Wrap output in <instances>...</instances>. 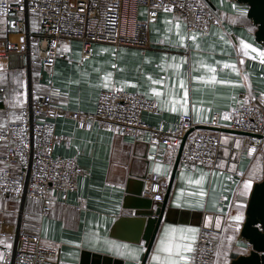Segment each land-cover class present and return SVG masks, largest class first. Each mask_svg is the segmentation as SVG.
Segmentation results:
<instances>
[{
	"label": "crops",
	"instance_id": "0c3cea01",
	"mask_svg": "<svg viewBox=\"0 0 264 264\" xmlns=\"http://www.w3.org/2000/svg\"><path fill=\"white\" fill-rule=\"evenodd\" d=\"M202 1L220 20V26L205 33L188 32L183 21L159 13L149 24L147 51L93 45L90 58L84 60L80 44L71 42L60 47L50 74L33 68L30 84L23 71L0 70V130L9 123L6 105L13 110L12 121L18 119L29 85L38 94L49 95L57 107L85 113L95 110L101 91L140 94L158 108L155 115L144 114L143 121L164 131L183 115H190L205 131L200 128L213 114L229 112L241 91L264 97V50L254 40L247 7L237 0ZM137 17L144 20L146 10L139 9ZM0 21V45L15 41ZM55 133L68 137L70 144L56 146L53 155L74 160L83 173L65 201L49 193L47 215L41 201L0 198V233L5 232L0 245L9 248L16 234H22L43 245H59L57 259L44 264H142L144 243L133 239L130 227L116 226L127 195L118 184L122 169L112 163L123 144L135 142L128 136L118 142L114 132L97 126L79 129L65 119L55 121ZM246 139L220 132L212 169L196 166L191 171L179 161L166 205L177 211L176 220L161 222L144 264H189L201 227L211 229L219 244L212 264H230L249 254L240 230L253 186L264 176V164L262 158L252 161V156L244 155ZM140 143H148V137ZM142 151L148 165L137 161L136 172L147 170L146 178L166 176L168 183L177 154L156 162L161 146L148 143L147 149L136 148V153ZM145 179L141 197L152 200Z\"/></svg>",
	"mask_w": 264,
	"mask_h": 264
},
{
	"label": "built area",
	"instance_id": "2783aa9c",
	"mask_svg": "<svg viewBox=\"0 0 264 264\" xmlns=\"http://www.w3.org/2000/svg\"><path fill=\"white\" fill-rule=\"evenodd\" d=\"M139 9L146 10L138 20ZM159 13L183 21L188 32L205 33L220 26V20L202 0H0V20L6 34L15 41L0 45V70L23 71L30 84L35 66L46 74L54 67L62 45L80 44L81 58L91 56L93 45L113 48L150 49L149 24ZM27 100L12 121L13 110L5 107L9 122L0 130V198L44 203L49 212V193L65 201L75 189L82 169L72 159L53 155L70 139L57 136L55 121L65 119L79 129L93 126L107 129L134 142L148 137V143L161 146L156 162L170 160L188 133L180 163L191 171L196 166L212 169L217 161L219 131H201L190 115H183L172 128L157 130L143 121L144 114L158 113L152 99L128 91L104 90L98 94L92 113L57 107L49 95L38 94L28 86ZM204 127L246 134L245 156H259L264 164V97L241 91L235 106L224 114H213ZM260 181V180H259ZM257 181V182H259ZM154 206L163 201L167 177L150 175L145 179ZM0 236L5 237V232ZM219 244L214 232L201 227L189 264H212ZM59 245H43L33 236L16 234L13 245H0V264H44L58 257Z\"/></svg>",
	"mask_w": 264,
	"mask_h": 264
},
{
	"label": "water",
	"instance_id": "95a60500",
	"mask_svg": "<svg viewBox=\"0 0 264 264\" xmlns=\"http://www.w3.org/2000/svg\"><path fill=\"white\" fill-rule=\"evenodd\" d=\"M237 1L247 7V18L255 28L254 40L256 44L264 50V0ZM200 129L206 131L231 132L246 136V134L226 129L218 130L209 127H202ZM190 132H188L180 142L174 168L168 180L163 201L154 207H152V200L141 197L144 189L143 180L146 178L147 170L145 171V169H143L141 173H138L134 169L137 161H142L141 163L144 166L148 165V161L145 160L146 154L144 151L136 153V148L142 147L143 149H147L148 143L135 142L132 145L123 144L119 155L112 158V163L117 164L122 169L118 184L125 187L127 195L124 198L121 218L118 220L116 226L117 228L121 226L130 227L131 233H133V239L138 240L137 238H139L144 243L146 253L142 264H144L146 260L147 253L154 240V235L161 222L174 223L176 220L177 211L168 209L166 205L174 174L180 161V154L184 147L186 137ZM116 140L121 142L122 136L117 135ZM131 156L135 160L130 158ZM130 162L131 168L127 171L126 167L130 165ZM127 176L135 178L136 180H131L127 178ZM134 187L135 189H133ZM240 239L249 245L250 252L247 256L237 257L232 260L230 264H264V176L261 181L253 186L246 208L245 221L240 230Z\"/></svg>",
	"mask_w": 264,
	"mask_h": 264
},
{
	"label": "trees",
	"instance_id": "16d2710c",
	"mask_svg": "<svg viewBox=\"0 0 264 264\" xmlns=\"http://www.w3.org/2000/svg\"><path fill=\"white\" fill-rule=\"evenodd\" d=\"M1 22V21H0ZM254 158H257L256 160L258 161L259 159L261 160V157H252V161H255V159ZM262 161H263V159H262ZM253 164V163H252Z\"/></svg>",
	"mask_w": 264,
	"mask_h": 264
},
{
	"label": "rangeland",
	"instance_id": "374dc122",
	"mask_svg": "<svg viewBox=\"0 0 264 264\" xmlns=\"http://www.w3.org/2000/svg\"><path fill=\"white\" fill-rule=\"evenodd\" d=\"M37 68H38V67H37ZM36 70H37V69H36ZM32 73L34 74V72H32ZM33 74H32V75H33Z\"/></svg>",
	"mask_w": 264,
	"mask_h": 264
}]
</instances>
